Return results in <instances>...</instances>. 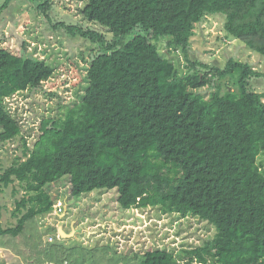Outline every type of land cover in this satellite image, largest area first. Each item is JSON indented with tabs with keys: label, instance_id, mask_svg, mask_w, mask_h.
I'll use <instances>...</instances> for the list:
<instances>
[{
	"label": "trees",
	"instance_id": "16d2710c",
	"mask_svg": "<svg viewBox=\"0 0 264 264\" xmlns=\"http://www.w3.org/2000/svg\"><path fill=\"white\" fill-rule=\"evenodd\" d=\"M19 1L37 4L53 21L52 0L0 1V18ZM80 1L86 21L113 37L66 27L100 53L87 68L82 102L67 106L62 118L42 121L34 147L5 100L40 89L56 68L0 46V143L22 147L11 166L0 163V192L14 187L17 221L1 226L0 202L1 236L23 238L36 264H180L186 257L189 264H264V93L253 87L262 75L232 59L225 69L190 59L197 28L210 16L225 17L227 37L264 58V0ZM226 79L222 93L217 82ZM205 87L215 89L209 99L199 93ZM65 181L70 192L62 191ZM95 191L116 192L123 211L154 207L196 217L217 234L178 255L74 251L58 241L43 249L37 221L58 203Z\"/></svg>",
	"mask_w": 264,
	"mask_h": 264
},
{
	"label": "rangeland",
	"instance_id": "374dc122",
	"mask_svg": "<svg viewBox=\"0 0 264 264\" xmlns=\"http://www.w3.org/2000/svg\"><path fill=\"white\" fill-rule=\"evenodd\" d=\"M0 1L2 5L5 0ZM51 6L52 22L37 10V4L28 1L13 2L0 18V46L44 59L56 68L53 78L45 81L40 89L19 92L5 100L6 109L20 122L31 147L41 134L42 121L62 118L67 106L82 102L88 88L87 68L92 58L100 53L99 47L72 36L66 27H91L103 33L108 41L113 37L100 25L86 21L81 13L84 4L80 0H52ZM225 22V17L210 16L197 28L190 59L220 69H225L231 59L248 63L262 75L254 80V89L264 93V58L247 49L242 42L227 37ZM133 36L131 34L127 39ZM228 82L229 79L217 82L222 93L230 86ZM214 91L205 87L199 93L209 99ZM21 155L19 141L0 143V163L4 168L11 166ZM263 157L261 155L264 162ZM68 184V181L64 182L63 192H70ZM13 190L11 187L0 192V202L5 206L1 222L4 229L17 224L11 212L15 206ZM37 224L43 249L58 241L67 250L84 248L100 252L103 247H108L113 253L127 256L156 250L175 251L178 255L184 250L201 247L217 234L210 223L196 217L163 215L154 207L123 211L114 191H95L75 202H60L52 214L40 218ZM61 228L73 236L62 238ZM1 242L9 247L2 246ZM36 257L23 238L13 240L0 234V264H36ZM189 260L181 258L180 264H189ZM190 264L202 263L195 259Z\"/></svg>",
	"mask_w": 264,
	"mask_h": 264
},
{
	"label": "water",
	"instance_id": "95a60500",
	"mask_svg": "<svg viewBox=\"0 0 264 264\" xmlns=\"http://www.w3.org/2000/svg\"><path fill=\"white\" fill-rule=\"evenodd\" d=\"M59 234L62 238H71V236H73V234H67L66 232H64L62 228L59 229Z\"/></svg>",
	"mask_w": 264,
	"mask_h": 264
}]
</instances>
